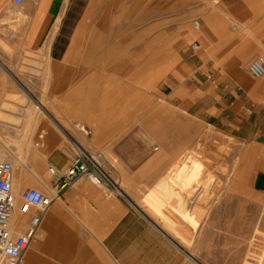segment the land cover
<instances>
[{
	"label": "crops",
	"instance_id": "0c3cea01",
	"mask_svg": "<svg viewBox=\"0 0 264 264\" xmlns=\"http://www.w3.org/2000/svg\"><path fill=\"white\" fill-rule=\"evenodd\" d=\"M196 16H201L203 24L200 31L187 32L200 44L198 50L192 51L195 58L188 63L190 69L195 68L196 75L190 80L201 83V79H209L208 70H231L234 77H227L233 82L242 79L246 87L243 92L253 96L255 83L240 78L237 72L248 69L251 60L264 53V0H226L210 13L196 10ZM106 18V0H25L21 5L14 0H0V27H4L0 29V38L42 39L33 51L45 61H41L46 70L44 84L53 85L55 92H63L64 86L74 87L65 95L91 114L100 112L103 117L107 111L124 108L116 105L115 100L128 94L117 84L106 85L108 64L112 65L110 72L114 75L123 71L121 65L113 68L116 57H107L112 51L105 44ZM11 23H17V29L11 30ZM65 37L69 41L59 49L58 39ZM169 37L168 26L162 35H152L145 47L151 49L146 51L156 52L154 44L160 43L161 38L168 48ZM9 70L0 60V85L6 87V117L1 132L6 135L7 154L14 158L10 161L17 165L14 234L27 232L32 216L42 215L41 237L26 249L24 264H243L240 258L250 251V244H244L236 230L250 229L251 223H188L185 203L165 191L171 190V185L165 184L167 181L170 184L177 177L184 181L187 166L178 175L172 172L168 177L170 167L176 163L159 148L140 168L128 172L124 180H117L121 193L108 192L90 179L81 178L62 191L45 212L26 203L22 193L29 188L50 194L58 192L49 167L54 166L59 175L65 174L77 151L66 131L72 137L74 133L64 123L72 121L50 111L45 97L36 103L40 113L34 107L27 111L20 103L23 93L11 87L16 88L17 83L30 85L31 81H22L20 72V78L12 77ZM209 75L213 76V72ZM200 83L191 89L188 98L177 100L176 104L197 118L234 126L241 111L237 94L217 91L212 83ZM80 95L88 101L79 103ZM11 103L17 107L15 111L11 110ZM77 126L82 132L86 127L90 129L82 124ZM246 132L249 136L243 156L244 161H249L251 149H264L257 141L264 135V118L248 123ZM251 134L255 136L252 138ZM40 135L44 136L42 140ZM37 142L40 144L36 145ZM257 174L254 180L263 188L264 169ZM160 182L163 188H159ZM184 185L187 188V180ZM207 241L210 242L204 248Z\"/></svg>",
	"mask_w": 264,
	"mask_h": 264
},
{
	"label": "rangeland",
	"instance_id": "374dc122",
	"mask_svg": "<svg viewBox=\"0 0 264 264\" xmlns=\"http://www.w3.org/2000/svg\"><path fill=\"white\" fill-rule=\"evenodd\" d=\"M225 1L106 0V32H102L107 50L112 51L107 57L117 58L113 68L119 65L123 68L121 74L114 75L110 72L112 65L108 64L106 85L117 84L116 87H121L128 94L115 100L116 105H123L121 107L124 108L107 111L103 117L100 112L91 114L82 104L74 103L65 95L74 87L64 86L63 93L55 92L53 85L44 84L45 61L33 51L41 45L42 39L0 38V60L10 68L12 77L20 78V72L22 81H31L30 85L17 83L16 88L11 87L23 93L20 103L25 105L26 110L34 107L40 113L36 103L45 97L50 111L72 121L64 122L74 133L72 137L66 131L67 136L71 140L76 139L83 148L101 158L116 181L120 178L124 180L128 172L140 168L139 165L148 156L157 152L156 148L176 163L170 167L168 177L172 176V172L178 175L187 166L184 179L188 182L187 188L177 176L170 184L168 181L165 183L171 185V190H165L166 193L185 203L187 222L251 223L250 229L236 230L241 234L238 237L243 238V243L250 244V251L240 259L243 264H264V187L254 180L258 176L257 171L264 169V149H251L249 161H244L243 156L249 136L246 125L253 124L258 117L264 118V77L254 78L248 69L237 72L240 78L255 83L256 90L251 97L243 92L246 87L242 79L233 82L227 77H234V71L231 70H208L206 79H211L209 74L213 72L211 82L209 79H201V83L190 80L196 77L195 68L190 69L188 64L195 58L191 48L195 40L187 32L201 30L202 27H195L196 19L203 24L201 16H196V10L210 13ZM167 2L169 5L163 6ZM16 24L11 23L10 29H17ZM168 26V48L163 46L161 38L158 40L160 43L154 44L156 52H147L146 49L151 48L145 47L152 35H162ZM5 28L8 30L7 26ZM68 41L66 37L59 38V49ZM197 83H212L217 91H234L237 94L241 111L234 120V126L226 127L197 118L176 104L177 100L188 98ZM4 89L6 87L0 85V160L12 161L14 158L6 151V135L1 132L6 117ZM81 95L79 103L88 101ZM15 99L17 102L19 98ZM10 107L12 111L17 109L14 103ZM245 108L252 112H247ZM78 124L90 127L91 134L80 131ZM257 141L264 146V135L258 137ZM14 166L16 169L17 165ZM159 188H163L162 182ZM40 190L50 194L47 190ZM190 232L188 230L187 242H190ZM209 242H205L203 247Z\"/></svg>",
	"mask_w": 264,
	"mask_h": 264
},
{
	"label": "built area",
	"instance_id": "2783aa9c",
	"mask_svg": "<svg viewBox=\"0 0 264 264\" xmlns=\"http://www.w3.org/2000/svg\"><path fill=\"white\" fill-rule=\"evenodd\" d=\"M25 0H14L21 5ZM195 27H201V21H194ZM193 51L200 48L198 42L191 45ZM248 70L254 78L264 77V55H259L249 64ZM212 79V76L210 77ZM213 83L215 80L212 81ZM228 88L229 86L226 85ZM249 113L251 109L245 108ZM85 127V126H84ZM85 134H91L87 127L83 129ZM40 135V140L43 139ZM76 148V156L66 173L59 175L54 166L49 167V172L56 179L58 192L47 194L38 188H29L22 193V198L32 207L42 212L52 205L62 191L72 186L81 178H88L96 185L104 187L108 192L121 193L117 181L110 175L101 158L83 148L76 139L72 140ZM37 142L36 145H39ZM17 207V196L14 189V167L10 160H0V264H24V253L32 241L41 237L39 227L42 215H33L27 232L15 235L12 228V218Z\"/></svg>",
	"mask_w": 264,
	"mask_h": 264
},
{
	"label": "bare ground",
	"instance_id": "6f19581e",
	"mask_svg": "<svg viewBox=\"0 0 264 264\" xmlns=\"http://www.w3.org/2000/svg\"><path fill=\"white\" fill-rule=\"evenodd\" d=\"M12 163V162H11ZM13 164V163H12ZM14 167V166H13ZM13 219V218H12Z\"/></svg>",
	"mask_w": 264,
	"mask_h": 264
}]
</instances>
